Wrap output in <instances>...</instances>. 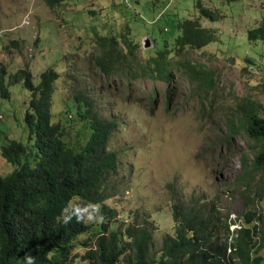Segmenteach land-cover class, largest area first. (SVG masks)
Here are the masks:
<instances>
[{
    "label": "rangeland",
    "instance_id": "rangeland-1",
    "mask_svg": "<svg viewBox=\"0 0 264 264\" xmlns=\"http://www.w3.org/2000/svg\"><path fill=\"white\" fill-rule=\"evenodd\" d=\"M199 4L218 20L202 17ZM263 19L264 0H63L55 8L43 0H0V64L8 75L29 66L35 84L49 68L59 73L52 122L67 126L72 142L78 132L79 141L88 139L80 123L68 124L72 117L67 112L77 93L92 99L99 119L117 124L108 147L118 154L120 164L112 180L119 191L105 202L118 211L117 227L130 223L139 211L154 222V245L160 249L164 237L175 231L173 205L196 198L220 210L230 234L255 225L260 234L264 168L249 174L259 144L241 123L243 111L254 106L264 118V41L248 39V31ZM186 20H198L211 30L214 42L202 49L175 50L170 82L147 72L131 75L133 69L153 67L157 50L166 42L172 48L180 35L178 24ZM99 37L116 38L126 53L125 38L133 41L132 69L125 65L121 76L107 78L96 66ZM192 67L211 74L215 86L201 91V81L189 75ZM8 89L11 98H0L4 177L17 166L2 156L3 147L10 140L29 145L31 93L22 84ZM234 124L239 125L235 131ZM249 211L254 214L251 224L246 223ZM92 213L91 207H84L85 219ZM256 245L253 252L264 264V249ZM84 249L78 246L74 252L81 256Z\"/></svg>",
    "mask_w": 264,
    "mask_h": 264
},
{
    "label": "trees",
    "instance_id": "trees-1",
    "mask_svg": "<svg viewBox=\"0 0 264 264\" xmlns=\"http://www.w3.org/2000/svg\"><path fill=\"white\" fill-rule=\"evenodd\" d=\"M43 1L55 8L63 0ZM198 7L202 17L218 20L215 12L202 4ZM178 28L180 35L172 48L166 42L152 59L153 67L133 69L131 75L147 72L170 82L171 55L175 50L179 53L186 47L202 49L214 42V33L198 20H186ZM125 39L127 53L116 38H98L101 55L96 66L107 78L121 76L125 65L129 70L133 67L129 55L135 56L134 44ZM248 39L264 41V19L248 31ZM11 44L16 46L17 42ZM191 70L190 77L201 81V91L215 86L211 74L198 67ZM59 77L54 68H49L35 84L29 66L8 75L0 64L1 99L11 98V85L22 84L31 93L26 114L29 145L10 140L1 152L17 168L6 177L0 174V264H28L29 258L33 264H261L262 258L253 252L255 244L264 249L260 227L243 226L236 234H230L229 225L221 221L220 210L200 204L196 198L173 205L175 231L164 237L160 249L154 245V222L143 218L139 211L130 223L121 222L117 227L118 211L105 204L119 191L112 178L120 162L118 154L108 147L117 124L99 119L92 99L77 93L67 112L72 117L68 124L80 123L88 139L85 143L79 141L80 132L77 141L67 139V126L52 122L53 94ZM255 109L254 106L243 111L241 123L248 136L259 144L249 174L264 168V118ZM237 127L234 124L231 129L235 131ZM244 167L247 168L246 163ZM75 201L83 206L75 205ZM89 202L100 205L102 223L77 220L73 215L85 218L83 209L90 207ZM247 203L250 209L251 202ZM68 215L72 219L65 222ZM253 216V211L246 214L247 224L252 223ZM81 237H86L83 242ZM78 246L85 248L81 256L74 252Z\"/></svg>",
    "mask_w": 264,
    "mask_h": 264
},
{
    "label": "clouds",
    "instance_id": "clouds-1",
    "mask_svg": "<svg viewBox=\"0 0 264 264\" xmlns=\"http://www.w3.org/2000/svg\"><path fill=\"white\" fill-rule=\"evenodd\" d=\"M89 206L93 209V213L87 216V221L88 222H103V214L101 213L100 210V205L98 204H91V202H89ZM73 215H76L77 220H83L85 219L84 217L80 216L79 214L73 213ZM72 219V215H68L65 217V222H68ZM240 229V228H239ZM28 264H33V261L31 258L28 259Z\"/></svg>",
    "mask_w": 264,
    "mask_h": 264
}]
</instances>
